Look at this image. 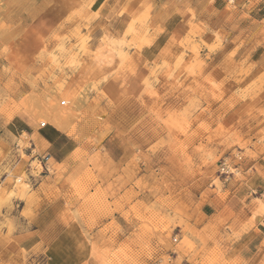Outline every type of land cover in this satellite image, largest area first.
<instances>
[{"label": "rangeland", "instance_id": "obj_1", "mask_svg": "<svg viewBox=\"0 0 264 264\" xmlns=\"http://www.w3.org/2000/svg\"><path fill=\"white\" fill-rule=\"evenodd\" d=\"M36 1L13 17L10 1L0 0V165L6 166L0 174L14 187L9 199L27 198L33 179L54 168L51 161L44 172L48 158L34 136L21 133L18 117L66 129L79 143L69 163L122 166L118 247L98 258L104 264H173L180 251L207 242L194 212L210 196L227 195L224 186L233 177L247 182L241 167L248 162L264 166V43L232 67V76L219 75L218 61L210 58L222 43L218 35L211 37L216 44L202 39L207 30L192 10L171 42H158L157 56L146 60L142 49L163 32L151 6L128 22L135 10L130 0H52L55 6L43 14ZM247 1L250 9L264 5ZM227 2L228 11L238 6V0ZM28 15L33 27H13ZM227 159L231 168L240 167L229 178L220 173ZM218 254L203 264H240L215 260Z\"/></svg>", "mask_w": 264, "mask_h": 264}, {"label": "crops", "instance_id": "obj_2", "mask_svg": "<svg viewBox=\"0 0 264 264\" xmlns=\"http://www.w3.org/2000/svg\"><path fill=\"white\" fill-rule=\"evenodd\" d=\"M9 1L7 11L17 17L23 11L22 7L32 0ZM51 1H36V12L43 14L52 9L55 4ZM133 2L130 0L129 6L135 7L134 16H128V22L137 16V12L151 6L153 17L163 28L154 45L142 49L141 55L146 60L157 56L153 51L158 42L168 45L174 32L186 25L190 10L199 26L207 30L202 39L210 38L216 44L215 38L211 37L218 35L222 43L210 58L214 63L218 61L219 75L232 76V67L247 58L255 46L264 43L261 25L264 5L250 9L246 7L249 6L247 0H238L237 8L228 11L227 0H145L138 7ZM35 21L28 15L13 27L28 29ZM51 24L48 27L56 28L55 22ZM215 71L210 70L209 74L216 76ZM18 118L25 125L21 133L34 136L48 158L44 172L49 171L51 161L54 168L52 174L33 179L32 192L27 198L9 199L14 187L8 185V177L0 174V264L14 260L25 264L42 261L43 264H104L98 256L118 247L114 242L115 225L120 219L116 207V183L122 166L69 163L79 149V143L68 130L51 124L38 126L32 117L24 115ZM5 167L0 165V172H4ZM257 167L261 175L254 172L247 176ZM241 169L247 182H238L233 177L224 186L227 195L210 196L201 210L194 212V221L203 220L196 230L207 238V242L203 245L198 241L194 243L195 249L180 251L173 264H203L213 252L219 253L213 257L215 260L236 258L240 264H264V166L259 161H251ZM123 230L126 235H131V228Z\"/></svg>", "mask_w": 264, "mask_h": 264}, {"label": "built area", "instance_id": "obj_3", "mask_svg": "<svg viewBox=\"0 0 264 264\" xmlns=\"http://www.w3.org/2000/svg\"><path fill=\"white\" fill-rule=\"evenodd\" d=\"M234 160H238L239 162L242 160L241 157L235 156ZM229 159L224 160L221 166L220 173L224 175L226 178H229L233 175H235V172H238L240 170L239 165L231 168V163H228Z\"/></svg>", "mask_w": 264, "mask_h": 264}, {"label": "bare ground", "instance_id": "obj_4", "mask_svg": "<svg viewBox=\"0 0 264 264\" xmlns=\"http://www.w3.org/2000/svg\"><path fill=\"white\" fill-rule=\"evenodd\" d=\"M54 124H55V123H54ZM21 181H22V180L19 178V179H18V182H21Z\"/></svg>", "mask_w": 264, "mask_h": 264}]
</instances>
